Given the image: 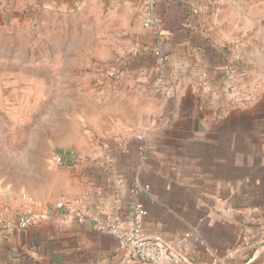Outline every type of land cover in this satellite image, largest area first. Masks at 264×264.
Returning <instances> with one entry per match:
<instances>
[{
    "label": "crops",
    "instance_id": "0c3cea01",
    "mask_svg": "<svg viewBox=\"0 0 264 264\" xmlns=\"http://www.w3.org/2000/svg\"><path fill=\"white\" fill-rule=\"evenodd\" d=\"M29 5L87 19V65L93 34L119 44L87 73V147L57 154L74 159L34 207L0 203V264H143L109 231L126 232L136 207L163 264H264V0H154L149 27L143 0H0V12ZM26 212L35 222L18 229Z\"/></svg>",
    "mask_w": 264,
    "mask_h": 264
},
{
    "label": "rangeland",
    "instance_id": "374dc122",
    "mask_svg": "<svg viewBox=\"0 0 264 264\" xmlns=\"http://www.w3.org/2000/svg\"><path fill=\"white\" fill-rule=\"evenodd\" d=\"M65 19L34 5L0 12L2 205L34 207L58 179L55 156L87 147L79 144L87 132V73L92 63L116 56L119 37L93 34L87 65V19Z\"/></svg>",
    "mask_w": 264,
    "mask_h": 264
},
{
    "label": "built area",
    "instance_id": "2783aa9c",
    "mask_svg": "<svg viewBox=\"0 0 264 264\" xmlns=\"http://www.w3.org/2000/svg\"><path fill=\"white\" fill-rule=\"evenodd\" d=\"M154 0H143V19L142 25L149 27L157 23V19L154 15ZM108 71V70H107ZM104 70V72H107ZM110 71V70H109ZM104 72L102 70L96 71L94 85L97 88H101L104 85ZM137 140L144 141V135L137 136ZM68 159L73 160L74 156L69 154L67 156L57 155L55 157V163L57 165H63ZM147 216V212L139 208H135L132 214V224L130 228L120 233L114 228H110L109 231L117 238L118 247L126 252L131 258L137 260L143 264H163L165 261L170 260L172 257L170 253L165 250L160 244L152 240H146L141 234V221ZM35 222V216L32 212H26L21 214L16 219V227L18 229H26L33 225ZM192 232L186 234V238H190ZM186 238H182L176 241L175 245L181 246Z\"/></svg>",
    "mask_w": 264,
    "mask_h": 264
},
{
    "label": "trees",
    "instance_id": "16d2710c",
    "mask_svg": "<svg viewBox=\"0 0 264 264\" xmlns=\"http://www.w3.org/2000/svg\"><path fill=\"white\" fill-rule=\"evenodd\" d=\"M59 153H60V154H64V151H60Z\"/></svg>",
    "mask_w": 264,
    "mask_h": 264
}]
</instances>
